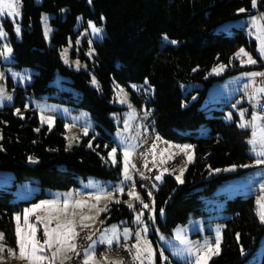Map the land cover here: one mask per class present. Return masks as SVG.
<instances>
[{"label":"trees","instance_id":"16d2710c","mask_svg":"<svg viewBox=\"0 0 264 264\" xmlns=\"http://www.w3.org/2000/svg\"><path fill=\"white\" fill-rule=\"evenodd\" d=\"M22 1L21 38L17 39L11 25L7 26L13 65L32 67L37 72L31 84L19 88L16 103L25 108L26 93L43 97L56 90L49 83L60 72L72 79L80 92L77 106L90 113L100 135L91 145L88 141L93 134L68 147L62 119L50 129L41 126L33 109L26 110L24 116L18 115L14 107L0 109V169L13 171L15 183L35 178L44 195L46 189L77 187L88 177L120 180V165L107 164L115 145L114 115L122 109L113 98L114 81L125 85L148 81L154 92L148 105L153 107L155 130L168 140L188 142L193 147L194 159L185 169L182 183L167 174L153 196L152 220L164 232L171 233L191 216L208 215V200L215 197L219 184L258 167L249 143L251 129L240 127L236 118L226 120L224 110L204 105L215 83L252 68L261 71L264 66L259 56L256 66H242L237 59L241 48L256 53V42L247 36L245 27H236L231 34L218 31L228 21L254 14L253 0H92V4L88 0ZM64 8L68 9L65 16ZM257 9L264 22V0H257ZM45 13L54 15L51 45L44 38L41 18ZM79 16L85 23L103 22L106 28V35L95 44L94 71L99 89L91 86L90 73L73 70L60 57V49L77 36ZM164 36L178 44L164 42ZM219 65L225 66V71L212 75V69ZM191 82L203 83V87L185 94L182 87ZM197 94L198 98L193 99ZM201 127L208 128L207 135H200ZM227 166L235 170L226 172ZM13 198L12 190H0V230L7 243L15 246L14 215L30 201L14 202ZM225 211L229 217L219 219L224 223L220 252L210 264H253L264 235L256 198L243 194L228 198ZM106 214L108 222L132 217L122 202L112 204Z\"/></svg>","mask_w":264,"mask_h":264},{"label":"rangeland","instance_id":"374dc122","mask_svg":"<svg viewBox=\"0 0 264 264\" xmlns=\"http://www.w3.org/2000/svg\"><path fill=\"white\" fill-rule=\"evenodd\" d=\"M35 2L41 3L42 0H35ZM88 3L92 4V0H88ZM254 9L256 10L254 14L228 21L218 27V31H225L229 34L233 33V29L236 27H245L247 36L255 40V54L246 48L243 49L256 63H242V61H247L248 56L241 54L237 59L242 66H256L259 62L257 56L264 60V52L261 51L262 45H264V22L260 11L257 9V0H255ZM18 11L19 15L17 16L6 9L5 14L0 16V30L6 34L0 36V53H4L0 55V74H2L0 75V109L14 107L15 112L20 116H24L26 110L33 109L39 115L41 126L46 125L50 129L55 127L58 119H62L65 123V138L68 147L83 142L85 138L93 134L88 141L91 145L93 139L99 136L100 132L90 113L77 106L80 100V92L72 85V79L69 76H65L60 72L56 73L49 83L50 86L56 87V90L46 93L43 97H35L26 93L25 108L19 107L16 103L15 99L19 88H25L31 84L37 72L32 67L19 68L13 65L11 33L7 26L11 25L13 35L17 39L21 38L22 0H19ZM67 11V8L63 9V16L66 15ZM53 16L52 13H45L41 18L44 38L48 45H51L54 30L51 25ZM253 17L256 19L253 20ZM92 25H95L101 31L96 33ZM17 26L20 29L19 32L16 31ZM76 29H78L77 36L70 38L68 43L60 49L61 60L73 70H85L90 73L91 86L99 89V82L94 71V65L96 64L95 44L106 35L105 25L103 22L98 23L92 20L85 23L83 16H79ZM164 42L178 44V41L171 40L168 37ZM5 46L12 49L11 53L5 52ZM224 71L225 66L219 65L212 69L211 74L220 75ZM251 73H260V70L257 68L245 70L225 81L215 83L209 88L204 105L209 108L224 110L226 112L225 119L230 121V119L236 118L239 125L252 121L246 126L251 129L250 140L254 138L253 132H256L257 144L255 150L259 147L258 150L261 149L262 152L264 148L261 147L259 141L261 135H264V133H261L264 126L257 112V105L262 92L257 90L263 87L256 84L259 75L253 76L250 75ZM202 87L203 83L191 82L183 85L182 89L185 94H188L192 92V89ZM153 96L154 92L148 81L145 83H129L128 85L120 84L117 81L113 83L114 101L122 109L114 115L116 129L113 133V139L115 145L109 154L112 153L113 149H116V151L112 155H108L107 164L109 167L120 165L121 178L119 181L88 177L87 180H81L77 187L65 190L46 189L44 195H41L42 188L37 179L30 177L15 183L16 176L13 171L0 169V190H12L14 202L30 201L22 211L15 213V228L17 229L19 223L22 232L27 234L29 232L28 225H35V238L43 245L44 240L47 239L44 235L45 222L43 218L49 214V206L46 205L30 212L27 224L24 222L25 209H32L33 205L40 204L41 201L52 200L57 201V207L63 208L64 201L67 200L68 213L66 217L61 213V220L73 221L74 229L77 222L81 225H88L91 239L88 240L87 249H93L97 239L111 240L113 244L120 243L122 240L132 241V246H128L132 258L130 264H197L198 256H207L206 260H201V264H210L213 257L217 255L214 253L218 235L220 252L224 223L219 219L229 217V214L225 211L228 198H233L238 194L254 196L257 203V213L261 219V204L264 203V163L258 164V167L252 171H247L244 176H234L219 184L214 192L215 197L208 200L210 203L209 214L206 216H191L186 223L178 224L172 228L171 233L164 232L156 221L153 222L152 218L145 214L148 207L144 205H149L150 199L146 195V200L145 193L135 183V176L150 164L160 170V181L163 180L165 175L172 174L176 178L179 177L180 179L177 180L180 182L183 180L185 169L194 159L192 144L168 140L155 130L153 107L148 105ZM197 98L198 94L193 99ZM215 103L222 104L215 105ZM241 113H243V116H241ZM209 114H212V112H209ZM254 115L258 117L255 121L252 120ZM207 133L208 128H200L201 136H205ZM185 145L190 147L182 151L181 148ZM125 153H128L127 157ZM176 156L180 159L179 163L170 166L169 162ZM34 162L35 160L31 161L32 164ZM224 170L232 172L235 167L227 166ZM130 192L138 194L139 199L136 196H130ZM77 201L81 203L78 205ZM119 202L128 206L132 217L130 219L124 217L119 222H108L109 214L106 213L112 204ZM105 208L107 210L103 211ZM150 215L153 216L152 211H150ZM17 216L20 218L19 222L16 219ZM37 216L42 219L38 221ZM82 216L88 219L81 221ZM138 216L139 220L137 219ZM55 227L56 220L53 219L48 225L49 232ZM0 233L3 234L1 230ZM0 247H3V251H0V264H31L27 258L20 256L17 242L15 246L9 245L4 237L0 240ZM59 247L60 245L56 243H53L51 248L45 245L38 253L45 257L40 264H48L50 258L53 257V253ZM208 247L212 248L211 253L208 252ZM149 248L151 249L150 252L146 250ZM9 250H13L15 254ZM138 251L140 254L139 260L135 259ZM263 258L264 235L260 241L253 264H261ZM91 262L100 264L96 258L92 259ZM118 262L121 261L116 259V264Z\"/></svg>","mask_w":264,"mask_h":264},{"label":"snow or ice","instance_id":"6c2138e0","mask_svg":"<svg viewBox=\"0 0 264 264\" xmlns=\"http://www.w3.org/2000/svg\"><path fill=\"white\" fill-rule=\"evenodd\" d=\"M18 6H19V0H0V16L5 14V10H10L11 14L13 15H19V11H18ZM253 6H255V0H253ZM239 11L243 12L245 11L244 9H240ZM256 18L253 17V20H255ZM93 30L96 33H99L101 30L99 28H96L95 25H92ZM16 31L19 32L20 29L17 26ZM6 35L2 30H0V36H4ZM166 39V37H165ZM174 43V41H173ZM12 49L8 48L7 46H5V52L6 53H11ZM261 51L264 52V45H262ZM4 53H0V55H3ZM245 55L248 56V53H246L244 51V49H240V51L236 54L237 56L239 55ZM242 63H250V64H254L256 63V61L254 59H252L251 56H248L247 61H242ZM222 70V69H221ZM215 71V70H214ZM2 75V74H0ZM250 75L256 76V75H264V73H251ZM95 82V81H93ZM258 92H264V88H260L257 90ZM9 99H11V97H9ZM19 111V110H18ZM241 116H243V113H241ZM256 119H258L257 116H253L252 120L255 121ZM249 123H252V121H248V122H244L241 123L240 127H246ZM261 133H264V129H261ZM257 136L256 132H253V139L249 141L250 144L253 145V150H255V145L257 144V140L255 139V137ZM260 144L262 146V148H264V135H261L260 137ZM179 147V146H178ZM190 146L185 145L181 148L182 151H184L185 149L189 148ZM116 149L112 150V153H110L109 155H112L113 153H115ZM260 155H264V151H262L261 153H259ZM128 153H125V156L127 157ZM257 163H264V160H258ZM245 167H247V165H245ZM126 172V178H127V169L125 170ZM156 179H161V177L157 176ZM177 179L179 180L180 178L177 177ZM182 183V181H180ZM122 190V189H121ZM130 196H136L137 199H139L138 194L134 193V192H130L129 193ZM78 205L81 203L79 201L76 202ZM49 206L48 208V215L46 217L43 218L44 222H45V230H44V235L45 237H47V239L44 240V244L41 245L39 243V241L36 240L35 238V232H36V228L35 225H28L29 228V232L27 234L23 233L21 228L19 227V223L16 229V235L18 238V246H19V254L21 257L27 258L31 264H40V262H42L45 257L42 255H39L38 253L43 249V247L46 245L48 248H51L53 243L59 244L60 247L56 249V252L53 253V257H55L56 253H59L64 245L67 243V241L70 238H74L76 235H78V233L75 232L74 227H73V221L71 220H67L64 219L63 221L61 220V213L64 214V216H67L68 213V201L65 200L64 201V206L63 208L57 207V201L52 200V201H41L40 204H36L33 205L32 209H25V214H24V222L25 224L28 223V215L30 214V212L35 211L36 209H40L43 206ZM131 206V205H130ZM145 207H148V205H144ZM261 220L264 221V203L261 204ZM107 209H103V211H106ZM161 214H163V209L160 210ZM53 213H55V215H53ZM17 221L19 222V216H17ZM36 219L39 221L42 218L40 216H37ZM55 219L56 220V227L53 228L51 230V232H49L48 230V225L51 223V221ZM84 219H88L87 217H81V221H83ZM137 219L139 220V216L137 217ZM82 227H88V225L86 224H82ZM127 232V230H125ZM3 234L0 233V240H2ZM88 239H91V237H88ZM109 244L112 243L111 240L108 241ZM219 235L217 236V240H216V247H215V253L214 254H218L219 253ZM70 249L74 250L75 249V245H69ZM147 251H151V249H146ZM0 251H3V247H0ZM10 252H13V250H9ZM212 248L208 247V252H212ZM243 252V250H242ZM208 257H197V264H201V260H206ZM89 260L94 259V257L89 256L88 257ZM135 259L139 260L140 259V254L139 251L135 257ZM166 259V258H165ZM85 264H88V260H85ZM118 264H122V262H118Z\"/></svg>","mask_w":264,"mask_h":264},{"label":"built area","instance_id":"2783aa9c","mask_svg":"<svg viewBox=\"0 0 264 264\" xmlns=\"http://www.w3.org/2000/svg\"><path fill=\"white\" fill-rule=\"evenodd\" d=\"M260 73H264V66ZM256 84L264 88V75H259L257 77ZM257 112L264 126V92L260 95ZM179 160V157L176 156L169 162V165L173 166L174 164H178ZM159 175L160 170L149 164L140 174L135 176V183L138 187H141L145 195L150 199L146 211V215L149 218H152L150 211L153 210V196L162 183L159 179H156ZM76 226L78 235H76L74 240L75 249L69 252L67 259L54 260L51 264H85V260H88V264H93L91 260L86 258L84 253V249L89 240L88 237H91V232L87 227H82L79 222L76 223ZM128 246H132V241L122 240L120 243L109 244L108 241L104 239H97L93 247L92 255L100 264H116V259H119L122 264H130L132 258Z\"/></svg>","mask_w":264,"mask_h":264},{"label":"crops","instance_id":"0c3cea01","mask_svg":"<svg viewBox=\"0 0 264 264\" xmlns=\"http://www.w3.org/2000/svg\"><path fill=\"white\" fill-rule=\"evenodd\" d=\"M263 135V134H262ZM256 139V138H255ZM253 147V146H252ZM262 147V146H261ZM259 148V147H258ZM258 148L256 149V150H253V154L255 155V157H256V160H255V164L258 166V164L259 165H261V164H263V163H257V161L258 160H264V155H260L259 153H261V149L260 150H258ZM253 149V148H252ZM75 232L77 233V226H75ZM76 237V236H75ZM75 237L74 238H71V239H69V241H67V243H66V245L63 247V249L59 252V253H57V255L55 256V257H52V258H50V261L48 262V264H51L54 260H65V259H67L68 258V254H69V252L72 250V249H70V247H69V245H72V244H74V240H75ZM92 251H93V249H87L86 247H85V249H84V253H85V256H86V258L88 259V257L89 256H92V257H94L93 255H92ZM95 258V257H94ZM92 260V259H91ZM119 260V259H118Z\"/></svg>","mask_w":264,"mask_h":264}]
</instances>
